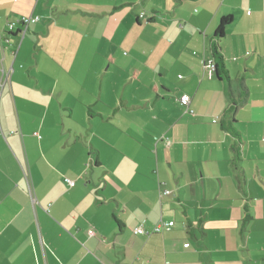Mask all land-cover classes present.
I'll use <instances>...</instances> for the list:
<instances>
[{"label": "crops", "instance_id": "crops-1", "mask_svg": "<svg viewBox=\"0 0 264 264\" xmlns=\"http://www.w3.org/2000/svg\"><path fill=\"white\" fill-rule=\"evenodd\" d=\"M0 264H264V0H0Z\"/></svg>", "mask_w": 264, "mask_h": 264}, {"label": "built area", "instance_id": "built-area-1", "mask_svg": "<svg viewBox=\"0 0 264 264\" xmlns=\"http://www.w3.org/2000/svg\"><path fill=\"white\" fill-rule=\"evenodd\" d=\"M248 14H250V11H248ZM145 15H146L145 12H142L140 14V17H145ZM39 20H40V16H37V15H28V16H26L25 15V16H20V18H18L16 21L9 22L7 25H8V28L10 30H14L16 28V26L20 23V25L22 26V30H23L22 32H23V36H24L28 25L30 23H36ZM208 66H209L211 72L215 71V62L213 61V59L210 60ZM4 75H5V73H4ZM191 99H192L191 95L183 94L180 97V102L185 108H187V110L190 113L194 114L195 111L190 106L191 101H192ZM214 121L216 122V120H214ZM65 181L70 186H74L76 184L75 180H73L71 178H65ZM168 193H170L169 190H165L164 191V194H168ZM174 225H175V221L174 220L165 221V220L161 219L160 222L158 224H156L151 229H146L143 226L139 225V226H136L134 228V232L137 235L151 236L154 233L161 232V231H163L165 229H169V228L173 227ZM89 234L93 235L94 231L92 229L89 230ZM188 245H189V243L185 244V246H188Z\"/></svg>", "mask_w": 264, "mask_h": 264}, {"label": "trees", "instance_id": "trees-1", "mask_svg": "<svg viewBox=\"0 0 264 264\" xmlns=\"http://www.w3.org/2000/svg\"><path fill=\"white\" fill-rule=\"evenodd\" d=\"M231 22H232V16L231 15L224 16L221 18L220 23L216 29L215 38L212 41V45H211V51H212V57H213L212 59L215 62V73L217 74L219 79L225 80L229 83L231 82V77L229 74V70L226 66V62H225V58L223 56V52L221 50L220 39L222 37H224L226 27ZM30 24H34V23H30ZM19 25H20V23H19ZM29 25H28V27H29ZM28 27H27V29H28ZM19 28H20L19 31L21 32V34H23L22 26L20 25ZM27 29H26V31H27ZM235 122H236V120L233 117L231 119L227 118V120H225L222 125L226 130H229L234 135L238 136V132L234 126ZM97 164H98V162H97Z\"/></svg>", "mask_w": 264, "mask_h": 264}]
</instances>
